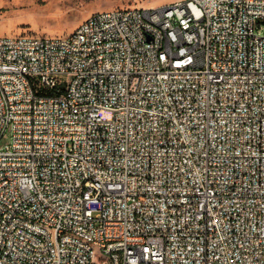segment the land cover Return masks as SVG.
<instances>
[{
    "label": "built area",
    "instance_id": "2783aa9c",
    "mask_svg": "<svg viewBox=\"0 0 264 264\" xmlns=\"http://www.w3.org/2000/svg\"><path fill=\"white\" fill-rule=\"evenodd\" d=\"M0 264H264V0L0 32Z\"/></svg>",
    "mask_w": 264,
    "mask_h": 264
},
{
    "label": "rangeland",
    "instance_id": "374dc122",
    "mask_svg": "<svg viewBox=\"0 0 264 264\" xmlns=\"http://www.w3.org/2000/svg\"><path fill=\"white\" fill-rule=\"evenodd\" d=\"M177 1L180 0H0V32L6 35H66L99 10L158 8ZM11 140L8 131L2 145L11 144Z\"/></svg>",
    "mask_w": 264,
    "mask_h": 264
}]
</instances>
